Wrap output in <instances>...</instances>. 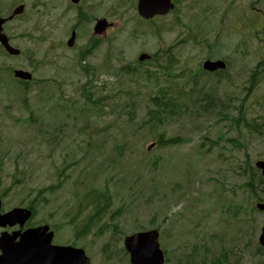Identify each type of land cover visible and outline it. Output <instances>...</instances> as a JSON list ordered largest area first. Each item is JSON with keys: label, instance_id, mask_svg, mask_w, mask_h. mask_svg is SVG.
Here are the masks:
<instances>
[{"label": "rangeland", "instance_id": "rangeland-1", "mask_svg": "<svg viewBox=\"0 0 264 264\" xmlns=\"http://www.w3.org/2000/svg\"><path fill=\"white\" fill-rule=\"evenodd\" d=\"M22 1L24 13L5 25L20 55L10 58L0 51L2 211L36 201L38 214L32 223H57L55 240L83 248L92 264H129L123 237L153 228L159 231L166 264H204L200 254L206 249L227 251L226 264H259L260 257L252 250L258 247L264 213L251 214L247 209L236 218L233 211L248 202L239 170L246 161L254 164L264 159V132L253 133L245 126L264 128L262 91L256 92L258 98L250 96L240 113L233 104L234 113L227 116L205 110L212 107V100L203 99L186 111L172 116L160 113V121L148 122V111L153 108L150 98L159 87L189 88L190 70L208 55L230 60L236 84L261 57L253 43L245 42L249 36L222 29L218 14L200 9L220 6L223 0L181 4L184 27L173 24L179 5L177 13L153 24L158 34L139 20L136 0H105L106 14L117 26L108 31L99 48L85 53L92 76L80 69L85 38L71 48L64 44L69 37L63 40L64 27L71 22L69 15H61L57 2L64 5L67 1ZM247 2L235 3L245 6ZM13 5L14 0H0V15H8ZM182 33L187 43L175 52L170 77H162L155 62L137 65L140 49L148 53L169 50ZM125 66L136 69L125 74L120 70ZM12 67L31 71L33 80L24 88L14 85L8 81ZM220 93L228 94L225 85L219 86L217 94L227 98ZM92 94L99 104L88 100ZM160 134L184 140L158 145ZM151 142L155 145L147 150ZM50 185L56 191L39 193ZM98 187L109 191L107 208L95 217L96 227L106 233L97 235V228L92 227L90 234L74 240L73 227L89 214L74 206L79 205L77 199L73 201L75 192ZM71 217L74 222L69 221ZM246 241H250L248 250ZM194 243L200 248L192 250ZM190 253L195 261H183V254ZM216 258L208 253L206 264Z\"/></svg>", "mask_w": 264, "mask_h": 264}, {"label": "flooded vegetation", "instance_id": "flooded-vegetation-1", "mask_svg": "<svg viewBox=\"0 0 264 264\" xmlns=\"http://www.w3.org/2000/svg\"><path fill=\"white\" fill-rule=\"evenodd\" d=\"M67 3L64 5H60L57 2V7L59 9V12L61 15H69L70 24L66 26L67 31L65 32V37L67 36L68 39L73 34L74 35V43L76 41L80 40V38H85V44H86V50H89L91 46V42L96 45H100L101 40L104 39V36L96 35L94 34V26L97 23L99 19H109V17L106 14L105 9V0H66ZM173 2V8L170 10L167 14L164 16H153L149 19L139 18L141 23L147 25L152 33L157 30L156 27H154V23L163 17H166L167 15L175 14L177 13V9L180 5V11L178 12L179 17H176V20L174 21V26H180L184 27V22L181 18L182 16V5L187 2L194 3L196 5H199L202 0H171ZM236 0H223L221 5H215L211 4L210 6L206 8H200L201 10H204L206 12H214L218 14L221 20L223 22L221 23V28L227 31H234L244 36H249L245 42L248 44L253 43L255 47L259 49L261 52V57L258 59L256 64L254 65V68L251 72H247V75L243 76L242 82L240 84H236V77H234L233 73V66H231L230 60H224L220 57H217L215 60L221 59L224 62V65L222 68H216L211 71H202L203 73H210L211 79L208 82V85L213 87L216 91L214 94V98L211 102L212 107H206L205 110L212 111L213 113L219 114V115H230L233 114L234 111L232 110L231 106L233 104V108L237 112H243L241 108L245 105L247 99L250 96L256 97V92L262 91V98L264 100V0H248L245 6H236ZM21 4V3H19ZM117 24L115 23V27ZM111 27V26H110ZM107 31V30H106ZM62 33V34H63ZM61 34V35H62ZM68 39L64 42L65 46L68 41ZM201 40L195 39V42L201 44ZM187 43L186 37L184 36V33H182L177 43L170 44V49H166V53H168V59L171 60L172 58H175V52L179 51L183 46H185ZM242 47H246V44H241ZM172 50L174 55H172ZM141 51H144V49H141ZM158 50H156L153 53H149L151 57L155 59V61H158L159 58L157 56ZM150 57V58H151ZM150 58H147L143 61L150 60ZM180 72V76H181ZM225 85L228 94H221L223 97H227L225 99H222L218 94L217 91L219 90V86ZM234 86L235 90L231 92V87ZM222 90V88H221ZM230 90V93H229ZM200 102L201 100L198 99ZM230 107L228 106V104ZM237 102V103H236ZM236 106H235V105ZM31 208V207H29ZM32 210V217H36L38 214V210L31 208ZM45 221L38 222V223H30L28 221L24 228H20L17 225L13 227V229L16 230H23L28 227L33 226H40L43 225ZM51 229V226L50 228ZM11 231V228L8 229Z\"/></svg>", "mask_w": 264, "mask_h": 264}, {"label": "water", "instance_id": "water-1", "mask_svg": "<svg viewBox=\"0 0 264 264\" xmlns=\"http://www.w3.org/2000/svg\"><path fill=\"white\" fill-rule=\"evenodd\" d=\"M167 8L168 3L166 0H140L139 2V12L145 18L157 13H164ZM98 27L99 32L104 25L100 23ZM0 41L9 52L18 53V50L12 49L7 45L6 38L3 35H0ZM72 42L73 39H70L68 44L72 45ZM145 57V55H142L140 59ZM205 66L213 69L222 66V64L220 62H206ZM15 76L25 78L29 77V74L17 70L15 71ZM257 166L262 168L264 175V163L259 162ZM258 207L264 208L260 204ZM30 213V210L20 207H14L5 213L0 212V227L12 226L16 223L22 226L29 218ZM47 228V226H43L26 229L21 233L12 232V234L6 231L1 232L0 264H90L82 248L50 244L52 233H46ZM18 236L19 239L15 242ZM157 238L158 232L156 230L136 232L125 236L124 247L129 253L130 264H162L163 254L159 248ZM260 242L264 244V228L260 235Z\"/></svg>", "mask_w": 264, "mask_h": 264}, {"label": "trees", "instance_id": "trees-1", "mask_svg": "<svg viewBox=\"0 0 264 264\" xmlns=\"http://www.w3.org/2000/svg\"><path fill=\"white\" fill-rule=\"evenodd\" d=\"M86 51H82L80 53L81 57H85ZM87 53V52H86ZM80 69L83 73H85L87 76H92L94 74V70L91 67H86L85 66H80ZM120 70L124 72L125 74H132L135 69H130L128 66L121 67ZM171 75H168L170 77ZM93 81L92 78L88 79V82L91 83ZM87 90V89H86ZM183 94V90L180 86H175V87H170L168 85H164L163 88L158 89V92L150 98L153 108H150L148 111L149 114V123H152L154 121H160L161 117L163 115H160V113H164L165 111L167 112L168 116H172L176 113L179 112V109L181 107V96ZM92 95H90L89 99L93 103H98V100L92 99ZM105 99V97H102ZM163 134L159 135V141H162L164 144H176L177 139L176 138H166V140H163L164 138L162 137ZM245 170L244 174H246V180L242 178L241 184L243 187H245L251 196H256L257 199H263L264 195V178L260 176V174L257 172V170L254 168L253 164L249 163L246 161V165L244 167ZM49 189L53 187V185L48 186ZM46 187V188H48ZM108 194V190H101V188L96 189H90L86 193H78L75 192V200L77 199L78 204H84L86 206H91L93 209L90 210L89 218L86 219V221L80 225V227H76L75 231V236L78 238H81L84 236L86 233H88L91 229V226L96 224L95 217L98 216L100 213H102L108 206V198L106 196ZM102 201V204L100 202ZM36 203V201H32V204ZM73 222V221H70ZM199 243H194L192 245V250H197V248H200ZM105 246H108L106 244ZM202 248H208L205 245H202ZM198 255V254H197ZM225 253L222 256H224ZM220 257V258H221ZM183 261H191L194 262L195 258L192 256V253L190 254H183L182 256ZM214 264V263H213ZM217 264H222L221 260H217Z\"/></svg>", "mask_w": 264, "mask_h": 264}]
</instances>
